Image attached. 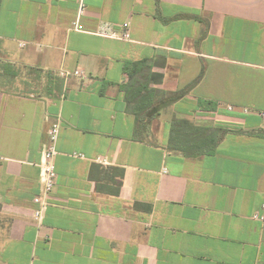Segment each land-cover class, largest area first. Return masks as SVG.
Here are the masks:
<instances>
[{"label": "crops", "instance_id": "crops-1", "mask_svg": "<svg viewBox=\"0 0 264 264\" xmlns=\"http://www.w3.org/2000/svg\"><path fill=\"white\" fill-rule=\"evenodd\" d=\"M83 4L0 0V264H264V0ZM139 61L172 98L143 122L123 90ZM173 119L216 129L215 151L166 150Z\"/></svg>", "mask_w": 264, "mask_h": 264}, {"label": "trees", "instance_id": "trees-1", "mask_svg": "<svg viewBox=\"0 0 264 264\" xmlns=\"http://www.w3.org/2000/svg\"><path fill=\"white\" fill-rule=\"evenodd\" d=\"M142 64L143 62L139 61L128 63L125 66L124 70L129 76V83L123 87L128 110L140 122H143L144 115L152 111L151 108L156 102H162V105H167L172 102V98H162L159 91L151 88L148 89L146 82H142L136 77L139 73H143ZM215 131L216 129L192 125L186 120L173 119L165 148L170 152H178L187 157L212 154L219 140L222 138V135L215 138ZM225 132L222 131V133ZM258 134L264 136V131L258 132ZM97 167L98 165L94 164L92 169ZM150 209L151 207L148 206V210Z\"/></svg>", "mask_w": 264, "mask_h": 264}, {"label": "built area", "instance_id": "built-area-1", "mask_svg": "<svg viewBox=\"0 0 264 264\" xmlns=\"http://www.w3.org/2000/svg\"><path fill=\"white\" fill-rule=\"evenodd\" d=\"M79 2H80L79 12H81L84 4H83V0H79ZM75 28L80 30L81 25L77 23ZM95 34L103 37H109L120 40L129 39L128 31L124 30L122 32H119L109 23L101 24L98 30L95 32ZM74 72L77 75H82V71L76 70ZM228 109L232 110V107H228ZM59 130H60V122L59 121L53 122L47 131V140L43 146V162H42V173H43L42 196L43 197L48 195L52 191L57 180L55 157L57 154L56 143H57ZM35 201L40 205V207L34 213L35 219L38 223H41L46 202L40 195H38L35 198Z\"/></svg>", "mask_w": 264, "mask_h": 264}]
</instances>
